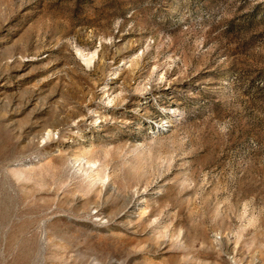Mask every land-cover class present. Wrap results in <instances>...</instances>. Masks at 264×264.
<instances>
[{
	"label": "rangeland",
	"instance_id": "1",
	"mask_svg": "<svg viewBox=\"0 0 264 264\" xmlns=\"http://www.w3.org/2000/svg\"><path fill=\"white\" fill-rule=\"evenodd\" d=\"M0 264H264V0H0Z\"/></svg>",
	"mask_w": 264,
	"mask_h": 264
},
{
	"label": "bare ground",
	"instance_id": "2",
	"mask_svg": "<svg viewBox=\"0 0 264 264\" xmlns=\"http://www.w3.org/2000/svg\"><path fill=\"white\" fill-rule=\"evenodd\" d=\"M82 55V54H81ZM90 60H91V57L89 58V57H87V58H84V61H86V62H90Z\"/></svg>",
	"mask_w": 264,
	"mask_h": 264
}]
</instances>
